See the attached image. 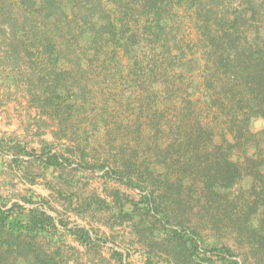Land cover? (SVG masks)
<instances>
[{
	"label": "trees",
	"instance_id": "16d2710c",
	"mask_svg": "<svg viewBox=\"0 0 264 264\" xmlns=\"http://www.w3.org/2000/svg\"><path fill=\"white\" fill-rule=\"evenodd\" d=\"M183 1L0 0V49L7 48L4 56H0V68L6 65L17 68L22 54L35 63L32 75H38L39 85L30 80L31 103L40 109L41 115L57 121L64 129V123L76 111L87 108V101L79 102L81 92L76 87L82 88L76 75L98 61L105 49L117 59L116 65L122 63V58L127 59L126 66L134 72L128 83L134 85L141 81L136 72L138 67L151 76L157 73L159 60L155 57L159 41L164 40L161 53L169 65L187 69L192 64L193 59L183 60L185 50L175 42L179 31L174 24L169 31L172 18L164 15L169 7L171 10ZM31 17L43 18L42 25ZM78 17L80 22L72 25ZM216 19L219 26L216 30L201 27L208 41L202 56L225 76L222 90L216 99L209 101L218 107L228 124L220 133L221 139L214 141L213 120L197 118L173 142L166 146L158 144V151L142 161L140 150L132 148L128 158L122 153L121 166L113 169L101 165L106 176L116 177L142 192L140 199L134 200L124 199L120 191H114L113 202L101 200L100 207L114 211L112 215L120 223H129L150 263L153 259L166 264H247L237 259L228 245L206 242L196 229L184 226L177 209L190 204L184 196L195 192L199 195L198 202L205 198L210 221L233 230L250 246L255 264H264V150L255 142L252 132L253 119H264L262 19L257 21L253 16L245 19L240 14L232 19L224 16ZM242 24L255 27L257 35L251 39ZM79 45L84 48L83 54L77 53ZM151 53L155 57L149 59ZM0 79H8L3 71ZM186 80L187 88L195 89V80ZM35 87L41 88L42 97ZM92 126L95 131L100 127L98 122ZM81 130L80 126L74 129L77 135H81ZM241 146H246L243 160L235 154ZM6 153L14 155L12 163L18 167L22 155L46 166L72 163L65 154L53 152L51 144L37 153L28 151L24 144L0 142V159ZM70 153L78 155L76 151ZM245 183L246 188L242 185ZM239 184L243 187L242 194L233 197ZM21 200L33 206L18 201L10 204L0 195V264H69L72 255L66 257L65 253L73 248L66 247L68 235L93 250L104 242L92 228L70 225L61 215L54 216L41 204L35 205L31 194L23 195ZM43 203L52 208L49 202ZM111 254L123 263L122 252L112 247Z\"/></svg>",
	"mask_w": 264,
	"mask_h": 264
},
{
	"label": "rangeland",
	"instance_id": "374dc122",
	"mask_svg": "<svg viewBox=\"0 0 264 264\" xmlns=\"http://www.w3.org/2000/svg\"><path fill=\"white\" fill-rule=\"evenodd\" d=\"M194 1L196 3L191 4ZM236 14L245 19L253 16L257 21L261 18L260 33L262 38L264 37V0H184L180 5L171 7V10L169 7V11L164 14L172 18L168 29L170 31L171 25L174 24L179 31L175 42L185 50L183 60L187 62L193 59L192 64H188L187 69L169 65L161 53L164 40L159 41L156 43L160 46L157 53L155 52L156 57L155 53L149 55V59L155 57L159 60L157 73L151 76L138 67L136 72L141 81L136 85L128 83L134 78V72L129 69L130 66H126L127 59L120 58L122 63L117 66V59L108 55L109 49L102 51L98 61L88 68L85 67V72L76 75L77 79H81L82 88L80 90V87H76L81 92L78 99L80 103L83 100L87 101L85 102L87 108L76 111L75 116L64 123V129L58 126L57 121H53L45 114L41 115L40 109L33 104L44 118L36 122V129H28L24 144L26 149L39 153L44 145L51 144L53 152L65 154L71 158L72 163L66 166H46L39 160L22 155L21 166L18 167L12 163L14 155L6 153L0 159V195L10 204L14 201L25 204L21 200L22 196L31 194L35 205L41 204L43 209L54 216L61 215L70 225L94 228L104 241L101 247L95 250V254L102 255L101 258L110 253V246L126 250L134 258L140 255L138 251L141 245L129 223H120L121 220L115 219L112 215L114 211L101 209L100 205L101 200L113 202L114 191H120L124 199L134 200H139L142 192L122 183L116 177L106 176L104 170H101V165L105 164L113 169L116 165L121 166L123 164L121 156L124 154L128 158L132 155V148L140 150L139 160L142 161L148 158L149 154L154 155L158 151V144L163 143L166 146L173 142L184 129L194 125L197 118L213 120L216 130L214 141L218 142L221 139L220 133L228 124L221 117L218 107L210 105L209 101L212 98L216 99L226 81L223 73L216 71L213 63L202 56L204 44L208 41L204 36L205 30L201 27L211 26L214 31L219 28L216 18L224 16L232 19ZM31 18L38 25L43 20ZM79 18L72 25H77L80 22ZM242 29L251 39L257 35V29L250 25L242 24ZM1 48L0 56H4L7 48L6 46ZM83 52V46L79 45L77 53ZM174 52H177L176 49ZM21 56L23 58L19 60L17 68L11 69L6 65L1 67L0 71L8 78L4 82L8 85V93L25 96L31 102L32 96L28 90L30 80L33 79L35 84L39 85L38 75H32V72L36 71L35 63L33 65L25 54ZM103 60L107 63H103ZM186 79L195 80L193 85L195 89L187 88ZM35 89L37 95L42 97L41 88ZM193 90L196 91L190 95ZM186 101L192 102L190 104ZM258 119L262 122L256 128L254 122ZM94 122H98L100 126L96 131L92 128ZM79 126L82 129L81 135L74 131ZM263 130L264 119L254 118L253 138L263 148L262 150ZM55 133H59L60 138H56ZM245 148L246 146H241L235 150L236 156L242 158L241 160L244 158ZM71 151H76L78 155L73 156ZM252 151L251 149L250 152ZM152 158L154 160L155 157ZM148 183L149 186L152 185L150 181ZM242 185L246 188L248 184ZM242 185L239 184L234 189L233 197L242 194ZM198 196L195 192H189L184 198L188 199L190 204L177 209L184 226L196 229L206 242L228 245L241 262L255 264L256 258L246 241L223 224L215 225L211 222L208 204L205 203V198L198 202ZM44 201L49 202L52 208L44 205ZM88 203L92 204L91 207H82ZM25 205L33 206L30 203ZM74 251L72 253L78 262L69 264H86L80 253ZM72 253L66 252L65 256ZM160 262L165 264L164 261ZM98 264L105 263L101 261Z\"/></svg>",
	"mask_w": 264,
	"mask_h": 264
},
{
	"label": "crops",
	"instance_id": "0c3cea01",
	"mask_svg": "<svg viewBox=\"0 0 264 264\" xmlns=\"http://www.w3.org/2000/svg\"><path fill=\"white\" fill-rule=\"evenodd\" d=\"M4 82L3 79H0V142L25 144L28 129H36V122H40L44 117L40 115V112L27 97L8 93V85ZM92 229L96 232L94 228ZM66 237H69L65 240L66 247H71L73 248L72 251L75 250L74 252L80 253L86 264H98L101 261L105 264H116V262L118 264H162L161 262H155L153 259L150 263L148 254L142 246L139 247L140 250L138 251L141 254L137 255L136 258L130 254L126 258L129 252L119 250L114 246H110V253L101 258L102 255L95 254V250L80 244L72 236L68 235ZM112 247L124 254L123 263H119L112 256ZM72 251L69 253H72ZM75 261L78 262V259H75V254L72 253V257L68 262L73 263Z\"/></svg>",
	"mask_w": 264,
	"mask_h": 264
},
{
	"label": "water",
	"instance_id": "95a60500",
	"mask_svg": "<svg viewBox=\"0 0 264 264\" xmlns=\"http://www.w3.org/2000/svg\"><path fill=\"white\" fill-rule=\"evenodd\" d=\"M262 120L261 119H258L254 122V126L257 128L259 127V125L261 124Z\"/></svg>",
	"mask_w": 264,
	"mask_h": 264
}]
</instances>
